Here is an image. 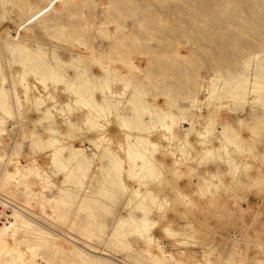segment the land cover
Listing matches in <instances>:
<instances>
[{"label":"rangeland","instance_id":"obj_1","mask_svg":"<svg viewBox=\"0 0 264 264\" xmlns=\"http://www.w3.org/2000/svg\"><path fill=\"white\" fill-rule=\"evenodd\" d=\"M0 203V264H264V0H0Z\"/></svg>","mask_w":264,"mask_h":264},{"label":"bare ground","instance_id":"obj_2","mask_svg":"<svg viewBox=\"0 0 264 264\" xmlns=\"http://www.w3.org/2000/svg\"><path fill=\"white\" fill-rule=\"evenodd\" d=\"M19 45L21 47H24V45L20 42ZM21 83L24 86V88L29 91L31 88V83L29 80V75L27 73H22L21 74ZM57 84L59 85L62 93L67 97V101L64 103V105L72 110H81L82 112H84V114L87 116V118L92 119V121L94 122L96 128L98 129V131L100 132H105L108 131L110 136L115 138L116 133L117 137L119 138L121 137V140L119 141L120 147L122 148L123 152L125 153V155L127 156V158L129 160H133L136 163H140L141 161V151H137L135 152L132 149V145L137 143L139 146L142 145V139L140 138H136L131 132H129L126 128V126L123 124V122H119V123H115L116 125H114L113 127L110 126V128H108L109 124L103 119L101 120V116L98 115H94L93 111L95 109H99L101 111V113L106 115L107 110L102 108L99 103L97 102V100L92 97L88 100L83 99L82 97H80L78 94H76L73 90H71L68 87H62V81L60 78L57 79ZM27 103L30 104V96L28 94V98L26 99ZM105 119H107L106 116H104ZM119 136V137H118ZM36 141L37 143H41V144H45L48 143L50 140L49 138H43L42 136H38L36 137ZM144 142H147L149 144V146L155 148L156 144H154L153 142H150L148 140H144ZM225 144L221 141L219 142L218 146L215 148L212 145H207L205 143H198V149L200 152H208L210 153H216L217 156L219 157L221 151L225 150ZM18 164H21L20 162H18ZM234 172L231 171V174L234 175V178L237 179L238 176V169L237 166H234ZM129 177L131 179H133L135 182H137L139 185H142V182L145 178V176L143 174H141L140 170L138 168H136L134 170V172L129 173ZM12 178H16L14 176H12ZM3 203V202H2ZM1 204V203H0ZM176 205V207L180 206V205H186V202H175L174 203ZM186 212V211H185ZM149 212H145V218L146 220L150 221L149 219ZM180 215V219L185 220L186 225L191 226L192 222L189 220L188 216L186 213L182 212L179 214ZM1 217V216H0ZM126 222V218H122L121 219V224H124ZM148 230H151V226L147 227ZM9 230V224H4L3 226L0 225V234H4ZM160 232L161 235L164 237H168V236H176V235H181V232H176L174 230H172L171 226L169 224H162L161 228H160ZM151 241L157 242L158 243V247L159 250H163V243L160 239V237L156 236L154 233L150 234ZM159 264V263H158Z\"/></svg>","mask_w":264,"mask_h":264}]
</instances>
